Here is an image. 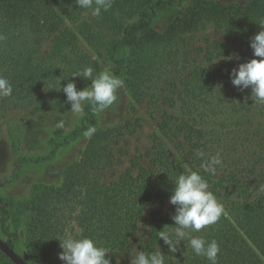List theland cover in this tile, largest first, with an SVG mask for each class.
<instances>
[{"label":"trees","instance_id":"1","mask_svg":"<svg viewBox=\"0 0 264 264\" xmlns=\"http://www.w3.org/2000/svg\"><path fill=\"white\" fill-rule=\"evenodd\" d=\"M171 6L172 1L111 0L107 11L93 16L75 0H0V76L13 86L11 96L0 98L1 106L31 101L37 112L69 110L63 86L75 82L82 90L91 81L73 74L91 67L94 77L101 69L83 42L92 50L106 47L112 74L124 81L134 105L158 86L168 107L181 106L179 117L166 112L150 148L121 172L115 171L122 153L117 147L134 131L125 118L117 126L95 130L81 157L63 169L60 184L34 193L25 207L30 213L27 248L35 264H65L57 238L75 228L108 248L111 264L121 257L131 264L137 251L158 250L165 254V264H210L186 240L170 252L157 234L175 226V206L169 202L173 179L188 169L208 181L224 207L215 224L192 235L217 241V264H264V156L230 161L217 166L215 174L206 172L202 165L216 154L209 152L208 116L199 111L218 80L231 78L234 68L255 58L250 39L261 30L264 0L197 1L164 31L151 29L158 11ZM196 36L202 39L198 46L192 42ZM220 61L228 64L217 70ZM97 111L88 103L81 126L62 145L94 127ZM59 145L51 142L46 159L56 156ZM9 218L10 205L0 198L1 228L14 236L7 241L14 248L19 238L7 233ZM0 256L13 264L1 251Z\"/></svg>","mask_w":264,"mask_h":264},{"label":"rangeland","instance_id":"2","mask_svg":"<svg viewBox=\"0 0 264 264\" xmlns=\"http://www.w3.org/2000/svg\"><path fill=\"white\" fill-rule=\"evenodd\" d=\"M160 1H172L174 6L159 10L151 23L150 28L159 32L164 31L172 19L197 1H217L226 4L246 2V0ZM193 39H195L192 41L193 44L197 46L202 41L201 36ZM83 46L99 61L100 72L108 70L112 73L113 64L108 58L106 47L98 45V48L92 50L84 42ZM224 64L227 65L228 62H218L215 69H222ZM160 92L157 86L144 102L134 105L123 83L117 91L116 101L110 107L96 112L98 122L92 127L95 130L117 126L124 118L129 119L134 125V128L130 129L134 131L127 132L117 147L122 150L121 164L115 169L117 173L124 170L133 158L144 154L150 148L152 135L166 112L176 117L181 116L180 104L168 107ZM30 102L15 108L0 105V198L10 205L7 233L15 234L19 238L14 243V249L28 263L35 264L30 259L27 248L30 213L25 206L36 191L59 185L63 169L81 157L89 137L86 133L68 145L62 144L81 126L85 107L90 102L85 103L81 116H74L70 109L37 112ZM199 108L201 113L208 116L207 126L213 131L208 136L211 146L209 152L214 149L215 154H222L221 166L227 165L230 161L259 156V153L264 156V151H261V144L264 143V104L254 103L251 88L242 90L233 86L231 78L223 80L222 77L218 80L214 92L203 98ZM138 118L140 124L136 122ZM60 121L64 124L62 128L58 126ZM52 141L60 145L56 156L46 159L51 155ZM176 145L175 150H180L181 146ZM41 157L44 159H40ZM0 236L6 241L14 239V236L9 237L3 233L1 222ZM119 261L120 264H130L126 257H121ZM0 264H7L1 256Z\"/></svg>","mask_w":264,"mask_h":264},{"label":"clouds","instance_id":"3","mask_svg":"<svg viewBox=\"0 0 264 264\" xmlns=\"http://www.w3.org/2000/svg\"><path fill=\"white\" fill-rule=\"evenodd\" d=\"M75 3L80 9L90 10L93 16H99L102 10L107 11L111 7V0H75ZM258 24L261 30L250 39V47L255 58L240 63L232 70L230 77L233 86L242 90L251 88L254 103L264 104V19ZM73 76L91 81L90 85L82 90H78L75 82H68L62 88L74 116L83 115L86 102L91 103L93 110L110 107L116 101L117 91L124 83L108 70L93 77L91 67ZM12 93L13 86L10 81L0 76V98L9 97ZM58 126L62 128L63 121H60ZM94 132L95 128H90L86 135L91 136ZM221 165L222 159L217 153L209 157L202 167L206 172L215 174L217 166ZM173 182L174 188L171 190L169 202L175 206V214L171 217L175 226L171 230L169 226H165L163 230L157 231L159 240H163L173 253L177 251V245L186 240L187 245L197 256L204 257L210 264H217L220 251L217 241L215 239L207 241L192 233L215 224L224 212L223 204L210 190L208 181L196 170L188 169L176 176ZM57 239L63 250L59 253V259L65 264H111L108 258L111 251L100 246L92 237L81 235L78 228L74 231L66 230L64 236ZM117 264H120L119 260ZM131 264H165V254L162 250L137 251L131 258Z\"/></svg>","mask_w":264,"mask_h":264},{"label":"water","instance_id":"4","mask_svg":"<svg viewBox=\"0 0 264 264\" xmlns=\"http://www.w3.org/2000/svg\"><path fill=\"white\" fill-rule=\"evenodd\" d=\"M0 251L13 263V264H29L16 250L9 245V243L0 236Z\"/></svg>","mask_w":264,"mask_h":264}]
</instances>
